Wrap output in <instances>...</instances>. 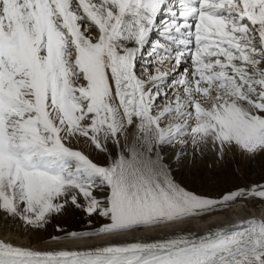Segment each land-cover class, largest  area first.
Wrapping results in <instances>:
<instances>
[{
	"label": "snow or ice",
	"instance_id": "1",
	"mask_svg": "<svg viewBox=\"0 0 264 264\" xmlns=\"http://www.w3.org/2000/svg\"><path fill=\"white\" fill-rule=\"evenodd\" d=\"M148 48L171 67L137 72ZM165 149L193 184L236 154L264 155V0H0V220L39 233L80 213L100 226L57 224L51 239L106 238L0 240V264H264V220L175 227L264 200V185L188 190ZM140 229L158 238L128 240Z\"/></svg>",
	"mask_w": 264,
	"mask_h": 264
},
{
	"label": "rangeland",
	"instance_id": "2",
	"mask_svg": "<svg viewBox=\"0 0 264 264\" xmlns=\"http://www.w3.org/2000/svg\"><path fill=\"white\" fill-rule=\"evenodd\" d=\"M150 48L145 50V60L137 66V72H145L146 74L155 73L156 67L161 69L167 65H157L155 57L148 55ZM171 67V66H169ZM143 70V71H140ZM146 78V76H145ZM78 149H82L96 162H104V156L86 145H74ZM115 151V150H113ZM162 155L165 156L164 163L169 164L174 180L184 186L188 190H195L201 194L211 195L213 197H221L223 194L234 191L238 188L248 189L253 185H262L264 183V156L244 157L236 154L234 157H229L222 166H217L213 172V180L208 184L196 180L193 184L192 177L189 169L176 167L172 161L171 152L165 149ZM211 163V161H209ZM203 172V169H201ZM19 222H15L18 224ZM59 224L68 231H82L91 230L92 228L99 227L100 221L97 220L94 224L89 225L83 214L77 213L75 216L69 215L65 217L54 218L52 222L47 225L46 229L41 231L44 234L51 232H58L56 225Z\"/></svg>",
	"mask_w": 264,
	"mask_h": 264
},
{
	"label": "bare ground",
	"instance_id": "3",
	"mask_svg": "<svg viewBox=\"0 0 264 264\" xmlns=\"http://www.w3.org/2000/svg\"><path fill=\"white\" fill-rule=\"evenodd\" d=\"M150 38L153 42L156 40L163 41L158 33L154 32L150 34ZM145 58L144 54L138 58L137 66L143 63ZM170 65H167L169 67ZM163 70V68H162ZM132 136L129 137V142H132ZM264 155H262L263 157ZM264 185V183L262 184ZM249 217H256L257 219L264 220V200L256 198H248L245 200L236 201L231 207L218 211L212 215H206L202 218L193 219L190 221H184L175 227L184 228L186 231H193L202 234L206 229L214 225L231 224L236 221L244 220ZM156 231L153 229H140L135 233L128 234V240L146 239L151 240L158 238ZM53 236H63L61 232H51L44 234L42 232L36 233L34 231L25 229L20 224L14 222L4 223L0 220V240L5 242H11L15 246L29 247L33 249H56V248H84L89 245L100 244L105 241V237H95L91 239H83L77 241L69 240H53Z\"/></svg>",
	"mask_w": 264,
	"mask_h": 264
}]
</instances>
